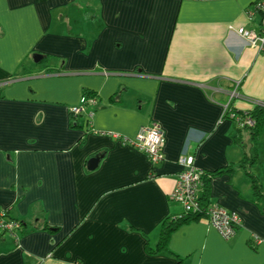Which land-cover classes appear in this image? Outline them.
Here are the masks:
<instances>
[{
	"label": "crops",
	"instance_id": "1",
	"mask_svg": "<svg viewBox=\"0 0 264 264\" xmlns=\"http://www.w3.org/2000/svg\"><path fill=\"white\" fill-rule=\"evenodd\" d=\"M256 1L0 0V210L22 222L18 241L0 236V264H264L251 180L264 191V127L249 175L234 141L264 103V46L238 34L261 32ZM85 90L96 104L74 118ZM154 126L157 165L121 141ZM181 156L241 227L226 240L202 218L150 254L186 213L172 200Z\"/></svg>",
	"mask_w": 264,
	"mask_h": 264
},
{
	"label": "built area",
	"instance_id": "2",
	"mask_svg": "<svg viewBox=\"0 0 264 264\" xmlns=\"http://www.w3.org/2000/svg\"><path fill=\"white\" fill-rule=\"evenodd\" d=\"M257 13L262 15L261 32L247 31L243 28L238 30V34L248 40L250 46L261 47L264 46V0H257L253 9L248 11L250 18ZM237 96L236 92L232 97ZM89 103L96 104L95 100L82 98L78 106L72 107L70 112L72 117L78 118L86 113V105ZM256 105L264 106V103H256ZM234 118V115L232 116ZM242 127L254 126V121L245 119ZM120 139V138H119ZM124 144H129L137 147L139 150L145 152L152 165H157L164 160L163 148L165 143V136L163 131L157 127L144 128L139 131L135 138H121ZM178 163L182 167V172L179 174L178 181L174 192L172 193V200L180 204L186 213H201L200 193L203 187L204 172L195 166V159L192 156H181ZM206 211V220L209 224L226 240L234 238L237 234V229L241 227V217L237 212H230L219 205H210L203 212ZM20 223L16 220H11L7 217L5 211H0V234L9 235L18 241V230ZM257 242L261 241L256 238Z\"/></svg>",
	"mask_w": 264,
	"mask_h": 264
},
{
	"label": "trees",
	"instance_id": "3",
	"mask_svg": "<svg viewBox=\"0 0 264 264\" xmlns=\"http://www.w3.org/2000/svg\"><path fill=\"white\" fill-rule=\"evenodd\" d=\"M84 95H85V98L87 99H90L92 97L96 98V95L88 90L84 91ZM111 102L116 103L115 97L111 99ZM242 117L245 119H251L254 121V126L252 127L245 126L244 128H242L243 130L238 129V132L236 133V135H234V141L237 144L243 143V147L245 148L246 154H245L244 160L242 161L241 168L244 170V172H246L249 175L250 166H252L256 162V142L258 141L260 133L262 132V129L264 127V106L256 105L250 110V114H248L247 117L245 116H242ZM242 132H244L246 136H243ZM96 156H102V155L97 154ZM232 171H233L232 168L217 170L213 176L215 175L220 176L225 173L232 172ZM205 176H208V175L205 174L203 178V188H206V191H204V195L200 199V206L202 209L201 213H196V214L185 213L180 218L166 220L162 226L161 237L157 244L156 249L152 250L150 247L147 248V251L150 254L157 253V252H169L170 238H171V235L175 231H177L180 227L192 221H198L202 218L203 219L206 218V211L205 212L203 211L207 207H209L211 204L207 198L209 189H208V186L205 185V182H204L205 178H207ZM251 180H252V187H253V193H254L255 198L257 199L264 198L263 188L259 185L256 179L251 178ZM5 212L7 213V217L9 219L15 220L10 216L9 212L7 211ZM18 222L20 223V229H21L22 222L20 221ZM3 235L4 234H0V236H3Z\"/></svg>",
	"mask_w": 264,
	"mask_h": 264
},
{
	"label": "water",
	"instance_id": "4",
	"mask_svg": "<svg viewBox=\"0 0 264 264\" xmlns=\"http://www.w3.org/2000/svg\"><path fill=\"white\" fill-rule=\"evenodd\" d=\"M41 60L40 55L34 56V61L39 62ZM102 159V156H95L94 158L90 159L88 162V170L94 171L98 168L100 161Z\"/></svg>",
	"mask_w": 264,
	"mask_h": 264
}]
</instances>
